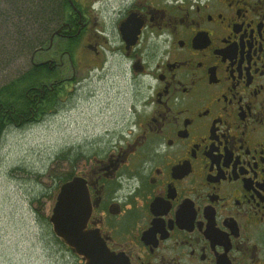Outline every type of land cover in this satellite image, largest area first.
<instances>
[{
	"label": "flooded vegetation",
	"instance_id": "obj_1",
	"mask_svg": "<svg viewBox=\"0 0 264 264\" xmlns=\"http://www.w3.org/2000/svg\"><path fill=\"white\" fill-rule=\"evenodd\" d=\"M68 2L69 44L103 6ZM116 13L134 91L108 139L90 141L114 152L75 164L87 230L113 264H264V0H120ZM58 242L59 264H85Z\"/></svg>",
	"mask_w": 264,
	"mask_h": 264
},
{
	"label": "rangeland",
	"instance_id": "obj_2",
	"mask_svg": "<svg viewBox=\"0 0 264 264\" xmlns=\"http://www.w3.org/2000/svg\"><path fill=\"white\" fill-rule=\"evenodd\" d=\"M94 2L96 8L103 7L98 14L92 11L91 18L97 25H89L86 37L80 38L74 62L65 54L68 43L60 34H53L44 48L39 46L32 55L18 61L4 62L1 59L6 55L0 52V89L31 66L48 64L53 75L37 88L52 91L55 87L61 95L58 102L43 109L44 113L27 122L24 118L14 119L2 130L0 264H59L63 248L52 232L49 218L60 189L58 178L69 174L70 169L67 163L58 164L57 154L63 152L76 160L114 152L92 146L90 141L108 139V132L117 127L119 111L120 117L125 114L123 102L126 106L134 89L127 81H120L115 30L120 0H86L85 5L89 8ZM97 30L104 31V35ZM93 43L99 44L98 56L89 47ZM29 99L32 102L38 98ZM0 110H5L3 105ZM75 148L79 155H74ZM84 167L82 163L80 170Z\"/></svg>",
	"mask_w": 264,
	"mask_h": 264
},
{
	"label": "trees",
	"instance_id": "obj_3",
	"mask_svg": "<svg viewBox=\"0 0 264 264\" xmlns=\"http://www.w3.org/2000/svg\"><path fill=\"white\" fill-rule=\"evenodd\" d=\"M70 10L68 0H0V52L6 55L4 58L1 57V60L18 61L22 57L32 55L39 46L44 48L49 44L56 30L70 21ZM79 40L78 37L65 45V49L70 51L73 62L74 51ZM52 72L47 65H33L21 76L1 87L0 105H3L5 110H0L2 117H0V140L2 130L5 131L6 126L14 119L24 118L27 122L35 115L44 113L43 109L51 106L55 100L58 102L61 95L55 87L52 91L46 87L37 88L41 82L53 75ZM39 77L44 79L37 82L36 79ZM55 92L56 95H54ZM29 98L38 99H32L30 102ZM39 98L42 101H39ZM26 104H28L27 107ZM69 152L71 153L72 149H69ZM56 161L59 162L58 164L67 163L70 169L67 172L69 174L58 178L61 187L73 178L77 159L72 160L70 156L66 157L62 152L57 154ZM56 240L59 241L57 238Z\"/></svg>",
	"mask_w": 264,
	"mask_h": 264
},
{
	"label": "water",
	"instance_id": "obj_4",
	"mask_svg": "<svg viewBox=\"0 0 264 264\" xmlns=\"http://www.w3.org/2000/svg\"><path fill=\"white\" fill-rule=\"evenodd\" d=\"M62 29V28H61ZM61 29L55 32L60 34ZM93 206L87 182L74 177L64 183L58 192L49 218L52 232L85 264H113L99 236L87 230Z\"/></svg>",
	"mask_w": 264,
	"mask_h": 264
}]
</instances>
